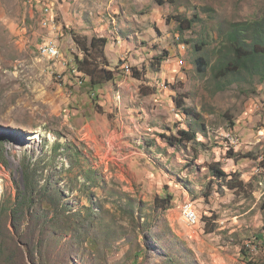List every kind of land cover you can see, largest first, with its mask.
<instances>
[{"label":"rangeland","instance_id":"374dc122","mask_svg":"<svg viewBox=\"0 0 264 264\" xmlns=\"http://www.w3.org/2000/svg\"><path fill=\"white\" fill-rule=\"evenodd\" d=\"M263 14L264 0H0V264H264V80L214 69L230 25ZM73 33L108 40L114 82L91 90ZM176 100L206 127L196 143L168 144L193 122Z\"/></svg>","mask_w":264,"mask_h":264},{"label":"trees","instance_id":"16d2710c","mask_svg":"<svg viewBox=\"0 0 264 264\" xmlns=\"http://www.w3.org/2000/svg\"><path fill=\"white\" fill-rule=\"evenodd\" d=\"M185 22L184 24H182ZM191 21L179 20L178 28L184 26L190 29ZM182 25V26H181ZM73 41L82 57L75 56L74 63L77 72L86 77L92 91L103 87L107 83L114 82L119 74V64L114 70H110V62L106 53L108 40L106 38L92 36H79L72 34ZM203 45V44H202ZM199 51V50H198ZM218 58L214 69L218 73H224V77H258L264 80V14L262 17L244 22L232 23L227 31L224 43L216 49ZM159 63L162 59H158ZM200 73H204L208 64L203 56L194 60ZM142 74L135 68L132 69V77L141 80ZM176 105L186 117L191 118L194 124L188 123L186 130H179L177 136L167 138L170 146L180 145L197 141V136H205L207 133L205 125L201 122V117L193 108L185 107L181 101L176 100ZM193 125L196 127L194 128ZM246 158L249 156H245ZM233 158V156H232ZM211 165L212 177L229 190L237 191L244 187V183L238 174L229 176L216 166Z\"/></svg>","mask_w":264,"mask_h":264},{"label":"built area","instance_id":"2783aa9c","mask_svg":"<svg viewBox=\"0 0 264 264\" xmlns=\"http://www.w3.org/2000/svg\"><path fill=\"white\" fill-rule=\"evenodd\" d=\"M43 12L45 19L42 20V25L43 27H47L53 21V18L51 17V9L45 7ZM56 48L57 46L55 44H43V51L41 52L44 54V58L50 57L53 54V50ZM125 68L126 73H129L130 67L126 65ZM182 215L186 224L196 225L199 223L198 214L193 202H186V204L182 206Z\"/></svg>","mask_w":264,"mask_h":264},{"label":"bare ground","instance_id":"6f19581e","mask_svg":"<svg viewBox=\"0 0 264 264\" xmlns=\"http://www.w3.org/2000/svg\"><path fill=\"white\" fill-rule=\"evenodd\" d=\"M40 51H43V47L41 48V50ZM42 53V52H41ZM42 55H44V54H42ZM56 57H58V52H57V49H54L53 50V54L50 56V58H56ZM124 71L126 72V68H124ZM191 225V224H190Z\"/></svg>","mask_w":264,"mask_h":264},{"label":"crops","instance_id":"0c3cea01","mask_svg":"<svg viewBox=\"0 0 264 264\" xmlns=\"http://www.w3.org/2000/svg\"><path fill=\"white\" fill-rule=\"evenodd\" d=\"M125 123H126V124L128 123V119L125 120ZM124 129H125V125H124ZM125 133H128V131L126 130Z\"/></svg>","mask_w":264,"mask_h":264}]
</instances>
